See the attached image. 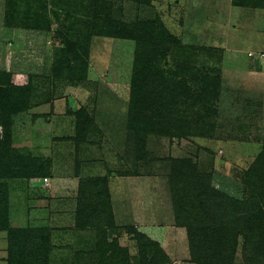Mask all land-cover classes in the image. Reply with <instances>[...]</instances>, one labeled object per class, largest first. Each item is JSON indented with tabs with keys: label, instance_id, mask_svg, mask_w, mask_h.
I'll use <instances>...</instances> for the list:
<instances>
[{
	"label": "rangeland",
	"instance_id": "1",
	"mask_svg": "<svg viewBox=\"0 0 264 264\" xmlns=\"http://www.w3.org/2000/svg\"><path fill=\"white\" fill-rule=\"evenodd\" d=\"M106 20L167 37L160 88L171 80L185 95L169 101L170 117L201 130L144 139L129 127L137 42L106 35ZM70 36L77 60L64 51ZM263 66L264 6L251 2L0 0V264H99L104 242L146 264L132 230L157 242L167 264H194L172 209V161L181 159L241 203L223 212L238 231L230 264H264L244 223L264 211V174L246 175L264 153ZM204 74L205 96L195 79ZM103 179L109 206L90 220L97 208L85 200Z\"/></svg>",
	"mask_w": 264,
	"mask_h": 264
},
{
	"label": "trees",
	"instance_id": "2",
	"mask_svg": "<svg viewBox=\"0 0 264 264\" xmlns=\"http://www.w3.org/2000/svg\"><path fill=\"white\" fill-rule=\"evenodd\" d=\"M240 1L241 3L251 2L255 7L264 6V0ZM31 22L27 24V28L45 29L44 25L31 24ZM105 23L106 35L128 38L137 42L138 55L134 63L130 86L129 127L135 133L144 131L143 136L141 135L144 139L148 134L172 135V137L180 138L194 135V132L201 130L196 120L188 123L185 119H181V116L170 117L172 111H170L171 102L169 101L185 95L182 90L178 89V84L176 85L171 80H168V83L163 84L164 87L160 88V83L164 78L163 75H159L156 61L160 53L165 52L167 49L166 44L171 43L167 41V37L163 34L160 36H151L148 33L147 35L140 34V28L136 25L127 26L110 23L109 20H106ZM152 29L153 26L149 28V30ZM161 38L163 39L161 40ZM66 39L64 51L66 54H71L72 60L79 59L76 56L75 58L73 53L76 43L71 41V36ZM176 46L174 44L175 48ZM56 60L60 63L56 64L57 69L60 71L63 62L60 59ZM70 61L66 58L64 63L70 64ZM195 79L200 80L203 84L204 87L201 92L204 96L212 93V91H209L210 78L207 74ZM11 97L13 98L14 95ZM199 135L202 136L203 134L199 132ZM137 150L136 159L142 161V158H144V145L137 146ZM259 171L264 174V153L258 156L246 175L250 179L252 176L258 175ZM134 174L136 173H127L126 175ZM100 182H102L101 185H104L103 189L101 187L99 190H94V193H90L96 197L85 198L87 205L88 202L95 203L97 208L93 211L94 214L90 220H93L94 217H100V209L106 205L109 206L107 202L109 196L108 184L106 179ZM169 184L172 192L174 224L178 228L185 229L191 262L194 264H230L233 255L230 252L234 250L233 246L238 231L233 229V226L229 224L231 222L224 218L223 212H228L227 210L230 207L236 209L241 203L215 190L211 186L209 175L199 172L197 166L187 159L172 161ZM93 185L97 187L98 182H94ZM81 193L85 195L84 190ZM78 214L84 216L81 210H78ZM89 217L90 215L87 219ZM258 217L259 220L254 222L253 218L249 219L247 217L244 223L247 224L249 239L253 237L256 240L254 246L262 250L264 249V228L262 227L264 226V211ZM84 222L79 221L78 223L84 224ZM131 232L134 234V239L138 240L140 260L142 259L146 264H158L159 261L162 262L161 264H167V256L157 242L140 232L133 230ZM103 244V246H100L99 264H130L129 252L126 248L118 247L114 243L105 244L104 242ZM20 253L23 256L25 251L21 250Z\"/></svg>",
	"mask_w": 264,
	"mask_h": 264
},
{
	"label": "built area",
	"instance_id": "3",
	"mask_svg": "<svg viewBox=\"0 0 264 264\" xmlns=\"http://www.w3.org/2000/svg\"><path fill=\"white\" fill-rule=\"evenodd\" d=\"M263 68H264V66H263ZM45 180H47V179H45Z\"/></svg>",
	"mask_w": 264,
	"mask_h": 264
},
{
	"label": "crops",
	"instance_id": "4",
	"mask_svg": "<svg viewBox=\"0 0 264 264\" xmlns=\"http://www.w3.org/2000/svg\"><path fill=\"white\" fill-rule=\"evenodd\" d=\"M121 183H123V182H121Z\"/></svg>",
	"mask_w": 264,
	"mask_h": 264
}]
</instances>
